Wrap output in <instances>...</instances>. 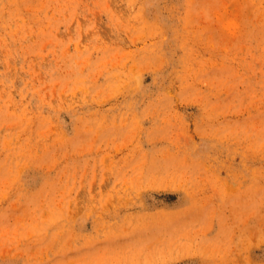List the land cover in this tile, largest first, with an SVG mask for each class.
Listing matches in <instances>:
<instances>
[{"label": "rangeland", "instance_id": "obj_1", "mask_svg": "<svg viewBox=\"0 0 264 264\" xmlns=\"http://www.w3.org/2000/svg\"><path fill=\"white\" fill-rule=\"evenodd\" d=\"M0 264H264V0H0Z\"/></svg>", "mask_w": 264, "mask_h": 264}]
</instances>
